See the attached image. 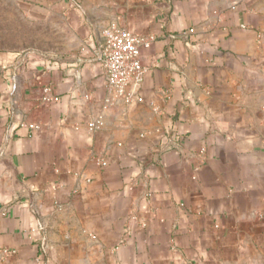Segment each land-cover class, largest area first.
Returning <instances> with one entry per match:
<instances>
[{
	"label": "crops",
	"instance_id": "obj_1",
	"mask_svg": "<svg viewBox=\"0 0 264 264\" xmlns=\"http://www.w3.org/2000/svg\"><path fill=\"white\" fill-rule=\"evenodd\" d=\"M22 4L78 48H0V264H264V0ZM111 23L154 37L132 102Z\"/></svg>",
	"mask_w": 264,
	"mask_h": 264
},
{
	"label": "rangeland",
	"instance_id": "obj_2",
	"mask_svg": "<svg viewBox=\"0 0 264 264\" xmlns=\"http://www.w3.org/2000/svg\"><path fill=\"white\" fill-rule=\"evenodd\" d=\"M0 48L66 55L78 38L60 17L30 14L22 0H0Z\"/></svg>",
	"mask_w": 264,
	"mask_h": 264
},
{
	"label": "built area",
	"instance_id": "obj_3",
	"mask_svg": "<svg viewBox=\"0 0 264 264\" xmlns=\"http://www.w3.org/2000/svg\"><path fill=\"white\" fill-rule=\"evenodd\" d=\"M153 36H143L111 23L103 27L99 35L98 57L103 65L107 86L112 93L109 102L124 99L135 100L132 86L140 85L147 67L141 60V47H149ZM49 88H45L44 100L48 99ZM141 100L140 97L137 98ZM94 124H91L93 126ZM37 125H31L35 127ZM101 163H105L101 161Z\"/></svg>",
	"mask_w": 264,
	"mask_h": 264
}]
</instances>
